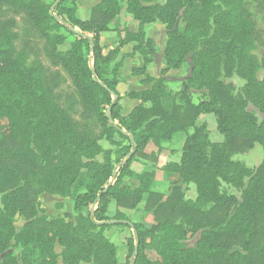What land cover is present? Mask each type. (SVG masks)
<instances>
[{
	"label": "trees",
	"instance_id": "trees-1",
	"mask_svg": "<svg viewBox=\"0 0 264 264\" xmlns=\"http://www.w3.org/2000/svg\"><path fill=\"white\" fill-rule=\"evenodd\" d=\"M118 1L101 0L88 19L81 20L75 5L66 6L65 0H54L51 13L40 0H0V117L7 120L0 123V264H58L59 257L62 264H118L116 249L104 236L111 227L131 232L125 242V264H264V122L258 124L247 110L251 105L264 113V80L256 77L264 68V56L259 62L252 54L257 43L264 45L256 33L246 35L234 28L242 0H166L161 6L143 5L158 0H127L126 11L139 28L127 40L136 43L128 56L140 55L144 65L152 61L154 45L143 27L155 20L165 25L167 40L160 78H151L144 69L134 71L145 76L142 85L152 86L128 94L140 104L126 116L118 100L99 85L119 96L121 60L107 75L115 50L104 56L100 44V34L109 31L120 12ZM58 30L71 37L63 52L56 43L64 38L53 35ZM28 56H44L50 68L64 71L79 99V115L66 94L63 101L53 93L58 84L49 68L37 64L32 72L16 66ZM188 57L190 76L177 94V106L168 112L161 102L163 77L169 70H180ZM221 71L244 81L240 93L234 95L233 86L220 80ZM20 74L24 85L16 83L22 81ZM191 89L206 91L207 100L192 103ZM17 96L15 107L7 106L5 100ZM108 108L111 125L105 116ZM201 114L215 117L222 142L208 141L205 126L196 125ZM190 128L193 132L185 138L179 162L167 164L164 170L185 185L194 184L195 201L184 200L179 188L168 196L150 191L153 174L132 170L136 156L155 162L154 153H145L148 147L160 153L163 143ZM23 133L38 142L36 155L24 147ZM114 135L127 145L114 142ZM100 139L116 143V150L104 151ZM255 144L262 147L263 159L254 172L230 159ZM21 146L26 156L18 161ZM31 173L41 177L39 189ZM126 178L137 179L139 187L122 186ZM221 181L241 190L240 202L219 191ZM39 193L72 195L78 213L75 225L37 217ZM142 202V213L152 215L153 225L134 222L129 216ZM111 203L115 207L109 215ZM15 216L26 221L18 233L12 223ZM185 224L189 233L200 232L192 248L184 242ZM150 235L156 237L153 258L146 244ZM55 243L63 248L60 256L54 251ZM11 246L20 249L19 260L7 252Z\"/></svg>",
	"mask_w": 264,
	"mask_h": 264
},
{
	"label": "rangeland",
	"instance_id": "rangeland-1",
	"mask_svg": "<svg viewBox=\"0 0 264 264\" xmlns=\"http://www.w3.org/2000/svg\"><path fill=\"white\" fill-rule=\"evenodd\" d=\"M41 2L45 3L47 6L50 7L49 12H52L53 9V1L54 0H40ZM90 0H65L66 6H74L76 7V16L81 20H87L91 8ZM101 0H98L96 4H98ZM166 0H158L153 3L144 4V6H153L158 5L161 6L164 4ZM126 2L127 0H119V7L120 12L119 14L113 19L111 24L109 25V31L106 33L100 34V44L103 46V55L106 56L107 53L110 50H115V54L110 59L109 64L106 68L107 75L110 74L112 69L114 68L115 64L118 63V61L121 60V64L119 66L118 70V77L120 78L121 82L117 86V91L119 93V96L116 97L119 104L121 105V112H122V104L129 101L128 94L130 92H138L144 89L143 87L146 85H142L140 83L145 76L134 75V71L136 69H144V74L150 76L148 72L151 71L152 75H156V78H160V72H158V68L160 62L163 61L164 64V47L167 40L166 36V28L165 25L159 21L155 20L154 22H151L149 24H146L143 27L144 35L147 39L151 40L154 45V53L152 55V61L148 65H144L143 58L135 54L133 56H128L132 53L133 47L135 46V42H127L128 39L131 38V36H135L138 34V22L133 18L131 14H129L126 11ZM95 4V5H96ZM216 4H219L217 2ZM55 5V3H54ZM94 5V6H95ZM52 6V7H51ZM55 14H53V17ZM19 18H17L18 20ZM19 21V20H18ZM20 23V22H19ZM65 27V25H64ZM237 32H240L242 34H251L256 33V35L259 37L260 42L264 45V0H242V5L240 7V10L238 14L236 15L235 19V27ZM182 29V25L180 26V31ZM60 35L62 38H64L60 43H56L58 51H66L71 43V37L68 36V34L63 30H58L56 32H53V35ZM138 36V35H137ZM226 38V37H223ZM122 52H128V53H122ZM252 54L257 58L259 62H261V59L264 56V47L260 46L258 43L256 44L254 50L252 51ZM15 62L18 61V59L14 60ZM88 63L91 64L90 57H88ZM41 64L45 68H49L54 75H56V78L54 80L55 83L58 84L56 89L53 91L56 95H61L62 100L64 101V98L66 96L70 98L73 102V105H76L75 110L77 111L79 115V106L78 105V97L74 92L73 87L69 85L68 78L63 70L60 68H50V65L46 58L44 56H40L39 58H36L34 56L26 57L21 63L17 62L16 66H23L24 68H31L32 72L36 70V65ZM191 59L190 57L187 58L186 62L183 64L182 68L178 71L175 70H169V75H165L163 78H165V93L161 99V102L165 108L166 111L171 112L177 103V94L181 91V85L184 82L185 79H187L190 76L191 71ZM165 66H162L160 71L164 69ZM168 71V72H169ZM167 72V73H168ZM151 78L156 79L155 77L150 76ZM256 77L258 80H264V68H260L259 71L256 74ZM136 78V79H135ZM20 79L22 81L16 82L20 83L21 85H24V74H20ZM220 80L223 81L225 84H230L233 86V94L240 93L243 86L244 81L239 79L234 73H232L231 76L227 77L223 74V71L220 72ZM150 87L152 86L149 84ZM150 89V88H149ZM19 98L13 97L11 99H6L5 102L7 106H11L12 108L15 107L16 101ZM189 98L190 101L194 104H197L201 101H206V91H197L195 89H191L189 91ZM131 100V99H130ZM126 108H130V103H126ZM248 112H250L252 115H254L257 119V123L264 122V113H260L256 109H254L251 105L247 106ZM129 114V113H128ZM77 115V116H78ZM7 122L6 119H3L0 117V123ZM109 125L110 122H109ZM196 125H204L207 132V139L210 143H220L223 141L222 136L217 131L216 128V119L212 114H201L198 116L196 120ZM95 132H99L98 130H95ZM193 132V129L190 128L186 130V132H178L174 135V137L163 144L165 153H169V159L168 162H178L179 158L181 156V150L183 143L185 141V138L189 135H191ZM41 134H39V137ZM115 136V135H114ZM22 143L25 148H27L29 151L32 152L33 155H36L37 149L34 147L38 142L34 141L35 138L30 139L28 133L22 134ZM116 141L118 142V145L126 144L127 141L124 139L119 138L117 135L114 137ZM116 143L111 144L108 141L104 139H100L98 142L99 146L105 151V150H116ZM24 150L22 146L20 147V150L18 151V161L19 158L22 156H26L24 153ZM171 153V155H170ZM136 164H133V167H136V170L148 169L153 165L152 161L144 160L140 158L139 156H136ZM230 159L233 162H238L242 164L244 167L249 169L250 171L254 172L259 165L262 162L263 159V149L260 145L255 144L252 149L248 150L247 152L243 154H231ZM96 160L99 162L101 160V156H98ZM83 162H87L86 159L83 160ZM145 167V168H144ZM118 166H115V169L113 172L116 173V169ZM142 169V170H143ZM84 173V172H83ZM32 183L36 189H39L41 186V177L38 173H31ZM168 179L160 184L155 185V189L162 193L163 196H168L173 188H179L184 200L189 201H195L197 197L196 187L194 184H183L181 183L179 177L176 174H167ZM158 177V175H157ZM247 181V180H245ZM219 191L222 194L225 195H231L234 196L239 202L241 201V190H236L229 184L225 182H220ZM39 206L37 207V217L39 218H46L48 221H53L56 219H61L67 224L75 225L76 218L78 213H76L73 210V198L72 195L67 197H61L57 195H51L48 193H39L38 197ZM141 205L137 207L135 212H132L133 215V221H140L144 222L145 224L153 225V217L151 214H145L142 213ZM208 208V207H206ZM93 209H90L92 211ZM3 211V207L0 203V213ZM136 214H141V217H136ZM13 227L15 229V232L18 233L21 228L25 225L26 221L19 216H15L13 218ZM184 230H186V237L184 238V242L187 248H192L197 241V239L200 237V232H196L195 234H191L188 232L189 226L186 224L183 225ZM104 236L114 245L116 249V259L118 264H125L126 263V254H127V248L125 246V242L127 238L131 237V232L127 228L124 227H111L109 229H106L104 231ZM155 242L156 237L155 235H150L146 239V244L148 247V256L150 258H153L154 256V250H155ZM14 245V241H12V246ZM57 245V248L60 250L58 256L62 253L63 248L55 243L54 246ZM9 247L7 249V252L10 253L12 256H14L17 260L20 258V249L16 247ZM55 251V250H54ZM57 254V253H56ZM58 264L61 263L60 257L57 259Z\"/></svg>",
	"mask_w": 264,
	"mask_h": 264
},
{
	"label": "crops",
	"instance_id": "crops-1",
	"mask_svg": "<svg viewBox=\"0 0 264 264\" xmlns=\"http://www.w3.org/2000/svg\"><path fill=\"white\" fill-rule=\"evenodd\" d=\"M90 3H91V8H90V10L94 7V5L98 2V0H90L89 1ZM89 17V16H88ZM122 53H128V52H122ZM160 65L161 66H159L160 67V69H161V67L162 66H164V64H163V61H161L160 62ZM160 69L158 68V72H160ZM149 74H150V76H152V77H155L156 78V75L154 76V75H152L151 74V71L150 72H148ZM169 73H170V71L167 73V75H169ZM136 79V78H135ZM144 89H149L150 88V85H146V86H144L143 87ZM130 103L131 105H130V108H126V103ZM128 102H126L125 104H124V106H123V104H122V112H121V114L123 115V116H126L128 113H130V111L134 108V107H136V106H138L139 104H140V102L139 101H137V100H130L129 99V101ZM164 144V143H163ZM163 144L161 145V147H162V151L160 152V153H157V149L155 148V147H148L147 149H146V151H145V153L147 154V155H149V154H151V153H154L155 154V158H156V161L155 162H152V164L153 165H156V167L155 166H152V165H150L151 167L150 168H148V169H141L140 171L139 170H136V167L138 166V164H137V166H135V167H133V165H132V170L136 173V174H141V173H143V172H148V173H152L153 174V180H152V183H151V185H150V191H152V192H156V193H160V192H158L156 189H155V185H156V183H157V185H160V184H162V183H164L167 179H168V175L167 174H172V173H169V172H166L165 170H164V167L167 165V164H170V163H178V162H168V159H169V153L168 154H166L165 153V150H164V147H163ZM170 155H171V153H170ZM179 160H180V158H179ZM134 164H136V162L134 163ZM145 168V167H144ZM157 175H158V177H157ZM122 186H126V187H128V188H130L131 190H134V189H136V188H138L139 187V182L137 181V179H134V178H132V179H128V178H126V179H124L123 180V183H122ZM160 194H162V193H160ZM145 197H146V195H144V200H145ZM142 207H141V209H143V205H144V202H142L141 204H140ZM114 203H111L110 205H109V207H108V214L109 215H111V213H113V211H114ZM132 212H135V210L134 211H130L129 212V216L131 217V219L133 220V215L134 214H132ZM142 212V211H141ZM136 217H141V214H136ZM54 250H55V253H57V254H59V252H60V250L57 248V245L56 246H54Z\"/></svg>",
	"mask_w": 264,
	"mask_h": 264
},
{
	"label": "water",
	"instance_id": "water-1",
	"mask_svg": "<svg viewBox=\"0 0 264 264\" xmlns=\"http://www.w3.org/2000/svg\"><path fill=\"white\" fill-rule=\"evenodd\" d=\"M56 18V17H55ZM92 74L94 75V71L92 70ZM93 80H95L94 79V76H93ZM99 85L101 86V87H103L107 92H109L110 94H111V97H112V99L113 100H115L116 99V95H114L113 93H111L108 89H106L104 86H103V84L102 83H99ZM109 112H110V108H108L107 110H106V112H105V116L109 119ZM109 122H110V124H114L110 119H109ZM121 133L122 134H125V131H121ZM129 139H130V141L132 142V144H133V146H135V144H134V142H133V138H132V136H129ZM132 155V152H130L128 155H127V157H126V159H129L130 158V156ZM115 175V172H113V176ZM105 191V190H104ZM106 223H108V224H115L116 222L115 221H109V222H106ZM137 241L134 243V251H133V255H135L136 253H137Z\"/></svg>",
	"mask_w": 264,
	"mask_h": 264
}]
</instances>
